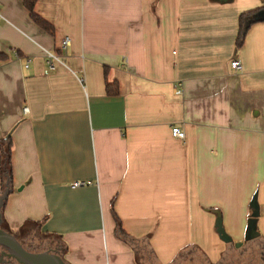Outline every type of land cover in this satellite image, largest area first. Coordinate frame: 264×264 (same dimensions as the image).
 Masks as SVG:
<instances>
[{"label":"crops","instance_id":"obj_1","mask_svg":"<svg viewBox=\"0 0 264 264\" xmlns=\"http://www.w3.org/2000/svg\"><path fill=\"white\" fill-rule=\"evenodd\" d=\"M263 5L38 0L50 33L23 0H0V140L11 133L13 168L2 227L67 264H172L183 252L216 264L230 248L220 222L236 246L264 242V21L237 47L240 15Z\"/></svg>","mask_w":264,"mask_h":264},{"label":"trees","instance_id":"obj_2","mask_svg":"<svg viewBox=\"0 0 264 264\" xmlns=\"http://www.w3.org/2000/svg\"><path fill=\"white\" fill-rule=\"evenodd\" d=\"M37 1L38 0H23V3L26 6V8L29 10L30 15H31L32 19L35 21V23H37L39 26H41L45 30L49 31L50 33H54L55 27L35 11V6L37 4ZM258 21H264V5L256 8V9L243 12L240 15L239 33H238V38H237V47H240L243 45L244 40L246 38V35H247L250 27ZM106 89H107L108 94L112 95V94L118 93V86L115 82L111 83V82L107 81L106 82ZM0 149L2 151L1 162H0V172H1L2 183H1L0 194H2V192L5 188V182L7 179V174L11 179V185H12V181H13L12 180L13 179V168H12V139H11V136L7 139H1L0 140ZM118 228H120V225H118ZM120 232L123 235L125 234L123 230H121ZM17 237L19 238V236H17ZM21 242H22V240H21ZM248 242L249 241H246V243L243 244L242 246H236L233 242H230L229 243L230 248L223 253L220 261L216 264H229L228 263V257H230V254L232 252H236V251H243V252L246 251V249H248L246 247ZM143 250L148 251V250H150V248H148V246H146V244L144 243L143 244ZM186 257H188V258L186 259ZM198 258H200L202 260V262H204L205 264H213L210 261H208L205 256H198L197 258H190V256H186V254H184V252L172 264H180L184 260H186V261L187 260H197ZM138 259L140 261V256L138 257ZM143 264H159V262L157 261V259L155 257L150 255L145 262L143 261Z\"/></svg>","mask_w":264,"mask_h":264},{"label":"water","instance_id":"obj_3","mask_svg":"<svg viewBox=\"0 0 264 264\" xmlns=\"http://www.w3.org/2000/svg\"><path fill=\"white\" fill-rule=\"evenodd\" d=\"M10 135L11 133H9L6 138H9ZM12 189L11 179L7 174L5 188L0 195V248L2 249V256L9 257L10 259H15L19 264H67L64 257L58 252H54L51 250L36 252L27 249L24 246L23 242H21V240L17 237V235L2 227L4 222L3 209ZM256 211L258 210H255V216L258 215ZM221 234L225 242H232V238L224 231L223 227ZM259 235L260 234L257 231V225L253 220L249 225V233L247 239L253 240L259 237Z\"/></svg>","mask_w":264,"mask_h":264},{"label":"rangeland","instance_id":"obj_4","mask_svg":"<svg viewBox=\"0 0 264 264\" xmlns=\"http://www.w3.org/2000/svg\"><path fill=\"white\" fill-rule=\"evenodd\" d=\"M222 224L216 225V229L219 232L222 240ZM225 241V240H224ZM264 245L262 243H249L247 244L246 251H236L230 254L228 257L229 264H264ZM198 260V261H197ZM197 260H187L180 264H205L200 258Z\"/></svg>","mask_w":264,"mask_h":264},{"label":"built area","instance_id":"obj_5","mask_svg":"<svg viewBox=\"0 0 264 264\" xmlns=\"http://www.w3.org/2000/svg\"><path fill=\"white\" fill-rule=\"evenodd\" d=\"M71 40L69 37H66L64 40H63V47H66L70 44ZM45 55L46 57L48 58L47 59V62H48V65H49V69L50 70H55L56 69V61H59L60 60V56L58 54H56L55 52H52V51H45ZM30 61H28L29 63ZM28 66V65H27ZM230 66L231 68L238 72V71H242L243 70V63L240 59L238 58H234L230 61ZM179 91H177V93H179ZM29 111V108L28 107H25L24 108V112H28ZM172 134L177 137V138H185L186 136V133L184 130H182L180 127L178 126H173L172 128ZM89 182L87 181H83V180H77V181H74L72 183L73 187H81V186H84L86 184H88Z\"/></svg>","mask_w":264,"mask_h":264},{"label":"flooded vegetation","instance_id":"obj_6","mask_svg":"<svg viewBox=\"0 0 264 264\" xmlns=\"http://www.w3.org/2000/svg\"><path fill=\"white\" fill-rule=\"evenodd\" d=\"M260 243H262L263 245H264V242H260ZM24 246L27 248V249H29V250H31L28 246H31V245H26V244H24ZM264 247V246H263ZM48 250L50 249L51 251H54V252H58V253H60V251H58V250H54V249H52V248H47ZM2 258V259H1ZM0 260H1V262H0V264H19L15 259H10L9 257H6V256H2V254H1V251H0ZM3 260V261H2Z\"/></svg>","mask_w":264,"mask_h":264}]
</instances>
